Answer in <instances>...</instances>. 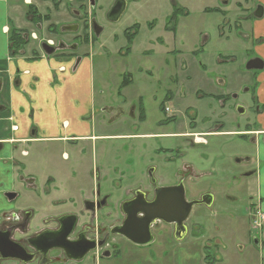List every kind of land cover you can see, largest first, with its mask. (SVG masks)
<instances>
[{
  "label": "rangeland",
  "instance_id": "374dc122",
  "mask_svg": "<svg viewBox=\"0 0 264 264\" xmlns=\"http://www.w3.org/2000/svg\"><path fill=\"white\" fill-rule=\"evenodd\" d=\"M53 1L31 0L27 3L25 0H8L12 21L16 24L15 8L19 6L23 10L18 24L29 28L25 13L33 17V23L37 7L41 11V22L32 25L29 33L43 40H56L57 37H49L52 36L50 28L60 25L55 36L61 38L64 34L61 29L71 25L67 23L74 22V19L78 21L71 12L79 10V6L71 2L67 7L64 0ZM56 1L61 4L56 6L58 9ZM112 2L99 0L93 17L89 19L102 28L99 35L91 31L87 34V57L93 69L96 107L89 123L93 133L99 137H122L111 140L97 138L88 145V154L82 159L88 160L86 164L94 169V173L105 162L122 170L140 172L143 169L140 154L144 156V163L154 158V163L165 164L168 155L160 152L157 156V152L177 148L182 151V158L164 165L167 184H175L177 177L185 178L187 201H198L205 195H211L213 201L210 205L194 206L186 222L187 235L182 241L177 239L171 227H165L160 230L161 234L164 231L163 235L156 233L157 242L152 248L138 247L122 240L119 258L96 264H264V248L253 243L255 238L259 240L261 231L257 233L252 228L261 185L257 177L250 176L251 171L257 168V147L252 143L253 136L238 133L245 132L248 127L256 130L261 127V115L256 113L252 101L253 92L257 89L254 73L245 70L247 58L255 54L254 43L240 39V32L235 34L233 28L229 32L230 26L225 28L228 39L220 37V17L215 19L193 12L178 27V44L174 46L182 51V55L176 57L171 53L174 48L172 42H168L172 34L164 32L163 22L155 26L153 33L148 26L151 20L159 18L152 3L161 5L164 0L130 3L118 22L109 18ZM133 34L139 44L128 47L126 38ZM162 40L166 41L165 45H162ZM36 42L38 40L34 39L35 45ZM226 56H234L236 60L224 65L221 57ZM125 78L131 81L128 86H123ZM219 80L224 84H219ZM173 81L176 85L172 84ZM247 87L251 91L247 92ZM216 95H223V98ZM221 99L224 105L217 103ZM141 100L146 117L143 122L140 120ZM104 108L106 111L100 110ZM239 109L244 113L240 114ZM186 131L188 135L191 131L203 134L195 136L199 143L194 147H189V143L194 145L193 138L157 137L159 134ZM233 131L236 133H222ZM146 134L156 136L154 139H142ZM91 145L96 149L104 148L106 160L103 155L93 157ZM71 148V145L66 147L62 143L31 144L27 147L30 156L23 158L25 169L33 175L37 172L40 186L46 177L73 163L62 157L64 151L71 154ZM247 154L252 163L247 161ZM56 163L57 167L54 166ZM186 165L188 169L185 171ZM87 181L92 187L100 184L104 191V182L97 183V179L91 181L88 178ZM132 181L122 182L123 191L132 185ZM28 198L23 201L33 203ZM37 201H41L40 208L44 211L50 209L45 197H38Z\"/></svg>",
  "mask_w": 264,
  "mask_h": 264
},
{
  "label": "flooded vegetation",
  "instance_id": "af4514ba",
  "mask_svg": "<svg viewBox=\"0 0 264 264\" xmlns=\"http://www.w3.org/2000/svg\"><path fill=\"white\" fill-rule=\"evenodd\" d=\"M98 1L99 0H64L67 7H70L71 2H75L79 6V10H73L71 12L72 17L76 18L78 21L75 22L74 19V22L67 23L71 25H66L77 26L78 30L76 32H62L61 30L64 34H61V36H63L59 38L55 35L60 25L58 27H51L49 33L52 36L49 37H57L56 40L52 38L43 40L37 36L34 37V39L38 40L41 44V50L44 52L42 45L47 44L53 48V54L62 55L64 53H74L79 46L83 47L87 45V34L90 31L99 35L102 32V28L94 23V21H89L90 17H93L94 7L98 4ZM136 1L137 0H113V2L110 3V9L112 11L114 8L122 6L123 12L120 16L121 19L128 10L129 4L135 3ZM59 4L60 2L56 1L55 7ZM185 4L188 5L186 6ZM152 8H157L159 18H154L149 22L148 26L150 32L153 33L155 26L160 21L163 22L164 32L166 34H172V39L168 42H172L173 46L175 44L177 46L178 44L176 40L177 34L179 33L178 27L181 25V21L188 19L193 12L203 16H213L215 19L220 17L222 19V24L219 28V35L220 37H224V39H228L225 37V28H228V26H230L229 32L232 28L235 30V34L240 32V39L254 43L255 54L247 58L245 70L254 73L253 80L256 81V88H258L259 77L264 73V35L257 36L259 28L264 27V0H164L161 5H156L153 2ZM56 9L58 8L56 7ZM36 14L41 18L37 11ZM110 17L113 18L115 15L111 14ZM48 20L50 21L51 18L48 17ZM137 27L139 28L138 25ZM96 30L100 31L99 34H97ZM17 31L26 41L33 38L32 34L29 35L26 32L22 33L19 30ZM67 35L68 37L64 38V36ZM159 40L160 38H157V41ZM162 43L165 45L166 41L162 40ZM167 45L170 46L168 43ZM176 46H174V48L172 47L173 50L171 49V53L176 57H180L182 51L177 49ZM221 59V63L224 65L230 64L236 60L234 56L221 57ZM175 81H173L172 84L176 85ZM219 84H224V81L219 80ZM246 91H251L250 87H247ZM255 91L253 92L252 101L255 103L256 113L258 115H263L264 105L261 106L258 99L255 98ZM240 111H242V109H239V112ZM170 120L172 121L173 119ZM191 128H194V126H191ZM195 136V134L188 135L185 132H181L169 134L165 138L181 137L193 138L194 140ZM160 152L168 155L165 164L154 163V158H151L150 162L147 161L144 163V156L140 154L142 162L140 166H143V169H141L140 172L132 171L131 180H133V187L131 189L130 199L127 201L132 202L129 208L131 212L147 209L150 215L155 211L157 213V209H150L149 204L157 202L160 198L163 199V207L160 212L165 210V207H169V205L172 209L174 208L173 213L178 211V213L181 214L182 212V201L179 195V188L185 191V178L177 177L178 181L170 185L167 184V176L164 174V165L168 166L175 160H180L183 156L182 151L177 148L160 149L156 155L159 156L161 154ZM187 167L186 165L185 171L188 169ZM116 173L120 174L122 177L128 176L127 171L121 168L117 169ZM92 177L93 179H97V183H100L98 182L100 178L98 171L93 173ZM120 183L121 182H119V184ZM114 186L117 190L123 191L121 185L120 187L118 184ZM27 188L29 191L35 192L34 194H38L39 199L41 196L45 197L50 203V210L45 214L44 212L41 213L40 210H43V208H40L41 201L39 203L37 201L36 205H34L35 210L27 209L16 212L15 214L9 212L0 217V264H96L105 260L118 258L122 253V240H126L138 247L152 248L157 242L156 233L158 232V235H163L164 231L161 234L160 230L166 229L165 227H171L173 232L176 233L179 241H182L188 232L186 226L187 221L182 226H179L177 222L166 223L157 220L150 226V241L147 244L139 245L123 236L125 232L130 233V229H123L128 218L126 214H123L122 207H120L119 210H113L110 214L105 212V209L110 206V203L108 196L103 194L100 184H97V186L93 189L91 188V190L81 187L84 193L82 196L80 190L77 189L74 191L70 188V196L67 200L62 197L60 198L59 194H57V192L63 191L59 186L48 184L44 189L41 185L38 186V183L36 184L35 181L29 180L27 182ZM164 188H175L170 198L163 195L162 189ZM51 194L53 197H50ZM7 196L13 201L16 199L13 193H9ZM38 197H35L34 200H38ZM211 201L213 200L211 199ZM203 204L208 205L206 203ZM66 217L74 218L75 222L67 237L66 243H64L62 233L67 229L68 222L65 219ZM174 218H176V216H174ZM139 220H141V218ZM130 226L131 229L132 227L136 229L135 232L131 230L133 236H136L137 239L142 237L143 229L141 227V221L136 223L131 221L128 227ZM252 228L257 233L258 231L262 232L264 229V212L257 206L252 220ZM253 241L257 247L262 248L260 239L258 240L255 238ZM61 243L65 245V248H58L55 246ZM18 249L20 251H18L21 257L20 259L13 260L4 258L6 255L17 253Z\"/></svg>",
  "mask_w": 264,
  "mask_h": 264
},
{
  "label": "crops",
  "instance_id": "0c3cea01",
  "mask_svg": "<svg viewBox=\"0 0 264 264\" xmlns=\"http://www.w3.org/2000/svg\"><path fill=\"white\" fill-rule=\"evenodd\" d=\"M25 1L31 2V0ZM10 9L8 0H0V217L9 212L15 214L23 210L34 209V205L37 203L34 198L38 196L28 190L27 182L33 180L36 184L39 183L38 174L36 172L33 175L27 172L23 161V158L30 156L27 151L29 145L49 142L53 144L62 143L66 147L67 145L72 146L71 154L64 151L62 157L63 160H72L73 163H70L68 167L59 168L58 173L52 172L53 174L46 177L45 182H40L44 189L48 184L59 186L63 191H59L57 194L60 198L67 200L70 196V188L82 192L81 187L89 190L95 187L89 185L87 181V178L94 181L92 177L94 169L88 167L86 164L88 160L82 159L88 154L86 150L88 145L97 138L111 140L122 137L119 135L99 137L93 133L89 123L96 107L93 69L90 59L87 57V47L79 46L74 53L47 55L41 50L39 41L36 42V45L33 43L34 37L37 35H33L32 32L33 38L28 41L25 40L27 44L16 54H12L9 37L12 28L30 34L32 25H36L40 20L32 23L33 17L25 13L26 25L29 28L21 26L18 22H21L23 9L17 6L15 8V19L17 20L15 24L12 21ZM35 9L38 15L41 14L37 7ZM261 35H264V27H260L257 31V36ZM126 39L128 47L139 44L135 37L131 39L127 37ZM209 81L214 84L212 80ZM130 83L131 81L126 86ZM258 83L255 98L263 106L264 73L260 75ZM216 96L223 98V95ZM217 103L224 105V100L221 99ZM139 109L141 115V110H144L142 100L139 103ZM100 110L104 112L106 108ZM110 111L113 112L111 109ZM239 113L243 114L244 110L242 109ZM260 121L261 127L257 130L248 127L245 132L238 133H245L243 136L248 134L253 136L252 143L257 147L255 159L257 168L251 171L250 176L257 177L261 181L259 201L256 206L264 212V113L260 116ZM222 133L235 134L236 132ZM169 134H159L157 137L164 139ZM190 134H198V137L203 135L197 131H191ZM155 136V134H146L142 135V139H154ZM197 141L194 142V145L189 143V147H194L199 143ZM90 149L93 157L97 154L103 155V159L106 160L104 148L96 149L94 145H91ZM246 157L247 161L252 163L250 155L247 154ZM50 161L53 163L54 159ZM113 162L116 163L117 161L113 160ZM57 165V163L54 164L56 167ZM117 169L119 167H112L111 163L108 162L102 163L98 169L100 175L98 182H104V191L103 189L102 191L105 196H108L110 203V206L105 209L108 214L113 210H119L120 207L123 209L124 204L130 199L133 187L129 185L124 191L115 188L114 185L117 186L118 184L119 187L120 185L122 187V182H130L132 179V171L126 170L128 176L122 177L116 173ZM112 173L116 175L115 178L112 177ZM119 182L121 183L119 184ZM9 193L16 196L14 201L8 198ZM83 194L82 192L81 196ZM26 197L31 198L33 203L27 204L23 201ZM50 197H53L52 194ZM49 210L45 209L44 211L43 209L40 212L45 214ZM259 237L261 247L264 248V229L260 232Z\"/></svg>",
  "mask_w": 264,
  "mask_h": 264
},
{
  "label": "water",
  "instance_id": "95a60500",
  "mask_svg": "<svg viewBox=\"0 0 264 264\" xmlns=\"http://www.w3.org/2000/svg\"><path fill=\"white\" fill-rule=\"evenodd\" d=\"M122 12H123L122 6L119 7V8L116 7L110 13V16L112 14V15H115V17L111 18L109 16V18L111 19V21L118 22ZM61 30H62V32H76L78 30V27L77 26H65ZM96 31H97V34H99L100 31L99 30H96ZM42 49L44 50V52L47 55H51L54 52L53 48H51L47 44H43L42 45ZM174 189L175 188H164V189H162V193L167 198H170L172 193H173V191H174ZM179 189H180V194L179 195H180V199L182 201V203H181V205H182L181 214H179L178 211L176 213H173L174 212V208L172 209L170 207V205L167 208L164 206L165 210H162L160 212L161 208L163 207L162 206V203H163V199L162 198H160L155 203L149 204V208L150 209H154V210L157 209V213H156V211L154 212V210H153L154 213L151 214V215L147 212V209L146 210L145 209H143V210H135L134 212H131L129 210V208L132 205V202H126L124 204V206H123V211H124V214H126V216L128 218V221H127V223H126V225L124 226L123 229H128V230L130 229V233L125 232L123 234V236L125 238H127L128 240L135 242L136 244H139V245L147 244L150 241V239H151L150 226H151V224L155 223L157 220H161V221H164L166 223L177 222V225L182 226L188 220V218L190 217L192 209H193V207L195 205L203 204V203H206V204L210 205L211 202H212L211 201V199H212L211 196H204L199 201L189 202L185 198L184 189H182V188H179ZM141 215H142V217H141ZM174 216H176V218H174ZM140 218H141V220H139ZM65 219L67 220L68 224H67V229L62 233V238H63V242L64 243H66L67 237L69 236V233L71 232V230L73 228V225H74V222H75L74 218H72V217H70V218L66 217ZM131 221L133 223L140 222V221L142 222V226L141 227L143 229V234H142V237H140L139 239H137L136 236H133V232L136 231L135 227H132V229H131V226L128 227V225H129V223ZM131 230H133V232ZM55 246L58 247V248H65V245L62 244V243L61 244H57ZM18 251H19V249L17 250V253L11 254V255H6V256H4V258L13 259V260L20 259L21 257L18 254Z\"/></svg>",
  "mask_w": 264,
  "mask_h": 264
},
{
  "label": "trees",
  "instance_id": "16d2710c",
  "mask_svg": "<svg viewBox=\"0 0 264 264\" xmlns=\"http://www.w3.org/2000/svg\"><path fill=\"white\" fill-rule=\"evenodd\" d=\"M47 18H48V16H47ZM34 20H35V22H37L40 20V17H38L36 15V17H34ZM9 37H10V43H11L10 48H11L12 54H16L19 50H21L27 44V42L21 37V35L18 33V31L14 28H12ZM127 37H128V39H131V38H134L135 35L134 34L128 35ZM129 81H130V79L125 78L123 86H126ZM145 118H146L145 117V111L142 109L141 115H140V120L143 122V121H145Z\"/></svg>",
  "mask_w": 264,
  "mask_h": 264
}]
</instances>
